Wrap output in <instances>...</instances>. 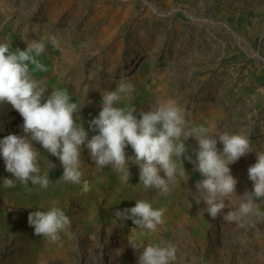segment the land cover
I'll return each mask as SVG.
<instances>
[{"label":"rangeland","instance_id":"rangeland-1","mask_svg":"<svg viewBox=\"0 0 264 264\" xmlns=\"http://www.w3.org/2000/svg\"><path fill=\"white\" fill-rule=\"evenodd\" d=\"M39 39L46 48L36 59L44 67L33 78L47 88L44 99L52 89L68 93L89 136L102 92L123 79L133 88L117 105L135 107L136 115L171 99L190 126L249 136L252 152L230 167L237 194L252 190L247 169L264 151V0H0V41L24 50ZM22 124L10 103H0V138L22 135ZM185 143L194 159L196 141ZM33 144L50 183L0 184V264H138L139 250L128 242L137 226L114 217L138 198L165 209L158 232L146 231L141 243L174 244L176 264H264V201L262 214L246 217L243 227L203 214L206 204L193 195L200 174L187 159L185 176L162 194L138 185L137 165L122 183L110 165L97 168L86 148L81 183L65 182L59 159ZM126 154L133 155L130 146ZM5 177L12 173L0 158V181ZM53 204L70 219L56 241L28 224L29 212Z\"/></svg>","mask_w":264,"mask_h":264},{"label":"clouds","instance_id":"clouds-1","mask_svg":"<svg viewBox=\"0 0 264 264\" xmlns=\"http://www.w3.org/2000/svg\"><path fill=\"white\" fill-rule=\"evenodd\" d=\"M50 42L57 43L55 37ZM46 48L43 39L32 40L24 50L7 41H0V103H10L23 118L22 135L10 133L0 138V158L12 177L0 181L3 187L13 188L17 182L23 185L49 186V172H42L40 151L33 142L57 157L63 172L59 179L81 183L83 172L82 148L95 162L97 168L111 166L122 183L130 179V165L139 168V184L145 189H156L162 194L170 191V182L179 175L184 177L187 159L200 174L193 194L196 203L203 201L212 218L222 219L243 227L250 215H261L259 202L264 201V151H256V161L247 169L252 190L237 194L236 177L230 165L252 152L250 137L230 132L214 125L190 126L184 110L171 99L157 103L148 111L136 115L135 107H121L117 102L122 95L130 94L133 85L121 80L115 90L102 92L101 110L91 121L89 131L79 122L81 107L63 89H52L44 99L47 88L33 78L32 71L44 66L36 59ZM30 66L34 68L30 69ZM196 141L195 158L189 154L185 141ZM218 141L222 149H218ZM131 147L133 155L126 154ZM50 162V161H49ZM54 167V164H52ZM163 172V175H161ZM227 208L228 211H224ZM164 208L153 207L145 199H136L134 206L114 213L116 222L131 220L128 242L138 251V264H176L177 248L171 243H141L139 237L147 232L156 233L164 223ZM28 224L34 233L52 241L70 219L63 208L53 204L46 210L38 208L28 214Z\"/></svg>","mask_w":264,"mask_h":264}]
</instances>
